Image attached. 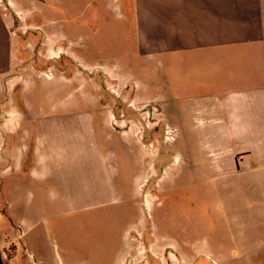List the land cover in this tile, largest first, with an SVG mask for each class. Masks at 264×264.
I'll return each instance as SVG.
<instances>
[{
	"label": "crops",
	"instance_id": "crops-1",
	"mask_svg": "<svg viewBox=\"0 0 264 264\" xmlns=\"http://www.w3.org/2000/svg\"><path fill=\"white\" fill-rule=\"evenodd\" d=\"M45 1L0 0V264H22L23 258L76 264L73 253L66 259L46 246L39 252L27 237L54 235L68 215L98 204L128 202L145 182V160L130 146L139 144L145 126L112 114L103 84L77 48L69 51L71 66L34 65V59L44 64V58L67 56L66 35L51 28L48 6L40 24L25 21L36 29L19 34L20 11ZM122 4L125 42L132 41L136 56L185 71V84L171 86L170 106L178 110L164 119L174 136L186 131L190 138L229 139L232 147L214 166L236 184L264 186V0ZM82 91L83 97L68 100ZM104 250L102 258L112 264L120 258L119 248Z\"/></svg>",
	"mask_w": 264,
	"mask_h": 264
},
{
	"label": "rangeland",
	"instance_id": "rangeland-1",
	"mask_svg": "<svg viewBox=\"0 0 264 264\" xmlns=\"http://www.w3.org/2000/svg\"><path fill=\"white\" fill-rule=\"evenodd\" d=\"M47 6L51 28L66 35L67 56L56 62L44 58V64L34 59V65L71 66L74 60L68 54L76 47L103 84L112 114L129 116L131 126L138 121L145 126L137 135L139 144L130 146L145 160L146 176L131 191L130 201L68 215L60 232L30 234V246L39 252L46 246L52 256L60 253L66 259L73 253L76 264H112L111 258H102L105 247L119 248L115 264H264V212L257 211L264 210V186L236 184L214 166L223 150L232 147L229 139L190 138L186 131L176 138L164 121L172 109L178 110L170 106L171 86L185 84V71L136 56L130 30L125 42L122 0L35 2L18 14L19 34L24 28L36 29L26 28L25 21L40 24ZM65 15L71 21H63ZM39 31L33 32L37 38ZM174 72L178 78L171 81ZM80 94L72 93L68 100ZM25 260L22 264H29Z\"/></svg>",
	"mask_w": 264,
	"mask_h": 264
}]
</instances>
